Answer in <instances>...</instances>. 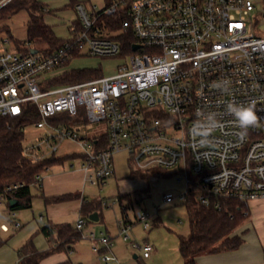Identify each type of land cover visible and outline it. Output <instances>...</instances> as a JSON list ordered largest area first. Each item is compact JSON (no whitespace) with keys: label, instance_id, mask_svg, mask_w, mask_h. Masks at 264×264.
<instances>
[{"label":"built area","instance_id":"obj_1","mask_svg":"<svg viewBox=\"0 0 264 264\" xmlns=\"http://www.w3.org/2000/svg\"><path fill=\"white\" fill-rule=\"evenodd\" d=\"M9 1L1 0L0 8ZM76 7L82 29L73 28L72 35L51 52L39 48L33 53L15 45L9 49L6 44L12 39L0 38V115L19 117L34 106L40 119L32 124L50 131L41 142L24 146V157L39 161L56 153L59 141L67 139L81 147L78 166L86 183L103 184L115 173L116 153L126 151L135 168L175 169L179 181H185V189L164 195L165 204L183 202L191 191L202 205L219 210L222 198L247 203L263 199L264 37L249 27L253 0H114L93 12L82 3ZM120 12L126 15L121 31L131 30V39L117 38L121 31H110L105 22L98 24L102 16ZM81 56L125 61L109 76L54 82L76 70L69 66ZM222 81L228 82L226 94L215 87ZM228 102L254 104L261 118L258 125L239 135L234 118L225 112ZM62 113L75 120H53ZM197 113H214L220 122L205 143L191 134ZM84 117L105 121L106 133L92 139L81 136L73 123ZM41 143L48 152L41 151ZM49 169L36 175L34 186H42ZM23 185L9 184L0 193L2 232H10L11 219L14 227L22 225L17 210L5 202ZM151 215L137 212L145 229L152 227ZM84 225L81 215L76 227L82 230ZM119 227L122 238L131 242L133 221L123 216ZM91 236L95 252L101 251L99 242L103 244L105 264H124L112 250L111 236ZM131 244L143 258L154 250L150 242Z\"/></svg>","mask_w":264,"mask_h":264},{"label":"rangeland","instance_id":"obj_2","mask_svg":"<svg viewBox=\"0 0 264 264\" xmlns=\"http://www.w3.org/2000/svg\"><path fill=\"white\" fill-rule=\"evenodd\" d=\"M43 1L46 9L44 13L45 22L53 27L61 40L68 39L72 35V29L79 19V10L76 7L78 3L84 4L89 12L98 11L106 5V0ZM253 2L255 10L252 13L249 27L257 35L264 37V0H253ZM28 20L29 13L26 9H22L8 18H0V38L13 37L12 39L15 41L25 39ZM10 34L12 36H9ZM14 40L6 44V47L12 49L15 45ZM39 46L36 49L40 48L41 52L45 50L47 45ZM124 61L125 59L122 57L81 56L73 59L69 67L80 70L86 69L90 72L100 69L103 75L109 76L114 74L118 65ZM73 127L79 131L81 136H88L90 139L94 135H104L107 131L105 121L90 122L86 117L78 119L77 122L73 123ZM49 132V130L30 124L25 128L24 146L41 142ZM41 146L42 152H48L49 148L45 143H41ZM79 152H81L79 144L66 139L59 141L56 154L68 155ZM130 158L126 151L116 153L115 175L107 178L100 186L86 183L83 193H85L89 203L96 204L93 205V208H97L96 212L100 214L96 221L91 220L90 215L87 214L89 210L93 211V208H87L82 213L81 201L75 198L59 202L53 207L51 213L50 208H46L44 198L40 196V188L33 186L32 206L17 210L19 220L24 224L20 229H15L7 242L0 247V264H12V259L14 257L17 259L16 249L23 243V235L28 230L34 231L31 230L33 226L41 227L45 223V221L40 220L41 214L44 215L46 221L51 219L56 223H71L73 226H76L81 215L85 216V225L81 230L82 238L75 244V251L68 254L72 260L81 264H101L102 262L100 254L92 249V233H94L95 238L99 239L103 233L113 237V252L124 264H184V258L180 252L179 236L187 235L190 230L186 207L181 201L165 204L164 195L168 192L178 193L185 189V181H179L180 175L174 173L175 169L139 170L135 168V163ZM71 163L78 166L80 160L75 157L62 164L53 165L48 170L44 187L47 194L48 191H54L61 187V189H65L72 182L80 179L79 173L70 172ZM132 168L137 169V172L132 173ZM250 205L251 216L249 219L252 220L257 230L263 233L264 199H254ZM124 207H127V217L135 223L132 228L131 242L125 241L119 233V219L123 217ZM156 208H159V211L156 212ZM140 210L152 214L150 218L153 224L151 229H145L143 224L137 220L136 215ZM238 231L245 237L257 234L253 227L251 230L241 228ZM132 242L141 244L150 242L154 244V250L148 258H143L141 250L133 248ZM99 247H103L102 243L99 244ZM236 250L237 253L228 255L223 260L204 259L203 264H264L255 262L252 252L246 251L244 247L241 246ZM236 250L232 251L235 252ZM134 254L139 257L134 258ZM54 256H48L43 264L53 261L56 258V255Z\"/></svg>","mask_w":264,"mask_h":264},{"label":"trees","instance_id":"obj_3","mask_svg":"<svg viewBox=\"0 0 264 264\" xmlns=\"http://www.w3.org/2000/svg\"><path fill=\"white\" fill-rule=\"evenodd\" d=\"M113 2L114 0H106L105 6L111 5ZM22 9H26L29 13L27 37L16 41L12 39L13 37H10L14 40L15 46L24 51H32L39 45H47L45 47L47 52L56 49L63 40L59 39L53 27L45 22L44 13L46 9L43 0H11L0 8V18H8ZM124 18H126V15L121 12L114 16H102L99 18L98 24L102 25L105 22L106 27L110 31H121V21ZM73 28L77 31L82 29L79 19ZM9 36L12 35L10 34ZM118 36H126L131 39L133 35L131 30H128L121 31L116 37L118 38ZM97 74H102L100 69L95 72H90L86 69H76L66 75L67 77L58 78L54 82H75ZM27 108L26 113L19 117H4L0 115V193L9 184L20 182L24 184L15 194L8 195L9 199L6 200L5 204L7 208L12 210L32 206V187L39 172L47 167L62 164L78 156L77 153L68 155L53 153L39 161L26 159L23 154L25 128L40 119L36 107L28 106ZM53 120H64L71 123L75 119L67 113H62L53 118ZM131 171L135 173L137 169L132 168ZM64 198L45 197V202L50 203ZM14 199L17 202L12 204ZM219 200L222 204L220 210L214 206L202 205L197 200L195 191L189 192L186 200L183 201L190 228L187 235L179 236L180 252L184 258V264H198V258L202 255L236 250L245 242L244 234L238 233L237 230L251 216L249 203L236 198H222ZM93 205L95 206L96 204L84 203V209L93 208ZM127 207H124L122 211L125 218H127ZM96 210L97 208H93V212ZM83 217L85 218V216ZM13 221L11 219L10 223L12 225ZM40 229L48 240L49 247L40 250L36 247L34 238H29L17 249V264H40L44 258L52 254L58 252L69 253L73 245L82 238L81 230L71 223L53 224L46 221ZM10 235V232L0 231V247L7 242ZM55 264L75 263L71 259H67Z\"/></svg>","mask_w":264,"mask_h":264},{"label":"crops","instance_id":"obj_4","mask_svg":"<svg viewBox=\"0 0 264 264\" xmlns=\"http://www.w3.org/2000/svg\"><path fill=\"white\" fill-rule=\"evenodd\" d=\"M70 172H73L75 174H78L79 173L78 175H80L79 176L80 179L77 180V181L75 180L74 183L72 182L69 186L65 187V189H61L62 188L61 187L60 189H55L54 191H48L49 193L47 194L45 192L44 187H45V178L48 175V172H46L47 174H46V176L44 177V179L42 181V186L41 187H36L35 186L36 188H40V190H41V195L40 196L42 198H44V200H45V197L46 198H51V197H65L64 199H60V200L53 201V202H50V203H46L45 202L46 203V208L47 209L50 208L51 213L53 211V207H55L59 202L65 201V200H69V199H73V198L80 199L81 205H82L81 206V212L83 213L84 210H85L84 209V203H87L88 200L86 199L85 193H83L84 192L83 191L84 190V187L86 185V182L84 180V177H85L84 171L79 166H76L75 168H71ZM115 173H116V169H115ZM115 173H114V175H115ZM72 184H74V185L72 186ZM77 185H78V187H77ZM32 194H33V188H32ZM32 196H34V195H32ZM32 201H33V197H32ZM250 203L251 202H249V205H250ZM250 209H251V205H250ZM91 212H93V211L92 210H89L87 212V214H89V213L92 214ZM126 215H127V213H126ZM41 216H43V220L42 221H45L46 222V218L44 217V215L41 214L40 217ZM99 217H100V214H99ZM17 219L18 220L20 219L18 217V214H17ZM47 221L48 222H51L53 224H57L56 222H53V220H51V219H48ZM23 224H24V222H23ZM23 224L20 227H18V228L14 227L11 224L10 233L12 234L15 229H20L21 227H23ZM134 224L135 223L133 222V226H134ZM252 227L254 228L255 231H257V234L252 235L250 237H249V235H248V237H245V235H244L245 242L241 246L244 247L246 249V251L252 252V254L254 255L255 262H262V263H264V232L263 233H260L261 231L259 232L257 230V228L253 224L252 220H250V219H248V221L242 227L238 228V230L241 229V228H245L247 230H251ZM31 230H34V231H29L28 230L27 233H25L23 235V243L21 245H23L29 238L33 237L34 238L35 245H36V247L38 249H40V250L47 249L49 247V243H48V240L46 239V237L44 236V234L41 232L40 227H38V225L37 226H33V228ZM238 230H237V232L238 233H241ZM119 233H120V227H119ZM112 240L114 242V238L113 237H112ZM75 244L73 245V248H72V250L70 252L75 251V249H76L75 248ZM99 244H101V242H99ZM102 246H103V244H102ZM19 247H17V249ZM17 249H16V252H17ZM103 250L105 251L104 246L101 248V251L100 252H96V253H99L100 254V257H101V253L103 252ZM112 250H113V248H112ZM234 253H237V250L235 252H233V251H228L227 252L226 251V252H221V253H216V254H210V255H204V256L202 255V256H200L198 258V264H203L204 259H207V258H214L215 260H223V259H225L226 256L232 255ZM68 254H69L68 252H58V253L52 254V255H50V257L56 255V258L53 261L48 262L47 264H55V263H59V262L65 261L67 259H71L72 260V258ZM138 257L139 256H137V254H134V258H138ZM45 259L46 258H44L41 261L40 264H43V261ZM17 261H18V253H17V259H15V257H14V259H12V264H17ZM72 261L74 263L81 264L78 261H74V260H72ZM101 261H102V259H101ZM101 264H105V263L102 261Z\"/></svg>","mask_w":264,"mask_h":264},{"label":"clouds","instance_id":"obj_5","mask_svg":"<svg viewBox=\"0 0 264 264\" xmlns=\"http://www.w3.org/2000/svg\"><path fill=\"white\" fill-rule=\"evenodd\" d=\"M215 87L221 93H227L228 82L222 81L215 85ZM226 114L232 116L234 118V122L236 126L241 130L239 135L244 136L247 134L250 128H254L258 125L260 121V117L257 115V111L255 110V105L249 103L244 105L242 103L228 102L224 105ZM220 126V122L216 119L214 113H208L206 116L197 113V120L194 123L191 134L195 136H199L201 138V142H208V137L215 130V128Z\"/></svg>","mask_w":264,"mask_h":264},{"label":"water","instance_id":"obj_6","mask_svg":"<svg viewBox=\"0 0 264 264\" xmlns=\"http://www.w3.org/2000/svg\"><path fill=\"white\" fill-rule=\"evenodd\" d=\"M138 46H135L134 48L136 49ZM37 49H33L32 52H36ZM17 202V200H12V204H15ZM91 220H98L99 219V213L98 212H93L92 214H90V217H89ZM136 256V255H135Z\"/></svg>","mask_w":264,"mask_h":264},{"label":"snow or ice","instance_id":"obj_7","mask_svg":"<svg viewBox=\"0 0 264 264\" xmlns=\"http://www.w3.org/2000/svg\"><path fill=\"white\" fill-rule=\"evenodd\" d=\"M15 111V110H14Z\"/></svg>","mask_w":264,"mask_h":264}]
</instances>
